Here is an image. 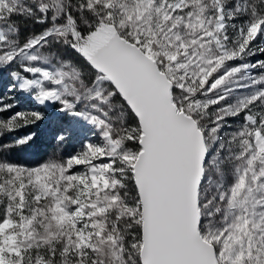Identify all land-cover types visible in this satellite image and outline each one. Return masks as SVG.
<instances>
[{"label":"snow or ice","instance_id":"1","mask_svg":"<svg viewBox=\"0 0 264 264\" xmlns=\"http://www.w3.org/2000/svg\"><path fill=\"white\" fill-rule=\"evenodd\" d=\"M0 264H264V0H0Z\"/></svg>","mask_w":264,"mask_h":264},{"label":"rangeland","instance_id":"2","mask_svg":"<svg viewBox=\"0 0 264 264\" xmlns=\"http://www.w3.org/2000/svg\"><path fill=\"white\" fill-rule=\"evenodd\" d=\"M39 25L36 26V30L39 31ZM26 131V130H24ZM55 149V143L50 142L48 138H42L36 142V144L27 152L20 155V159L33 163L37 160L47 158Z\"/></svg>","mask_w":264,"mask_h":264}]
</instances>
